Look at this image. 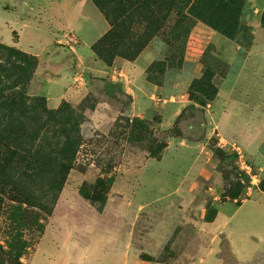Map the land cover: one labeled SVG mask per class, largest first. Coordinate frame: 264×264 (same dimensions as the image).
<instances>
[{"label": "rangeland", "instance_id": "1", "mask_svg": "<svg viewBox=\"0 0 264 264\" xmlns=\"http://www.w3.org/2000/svg\"><path fill=\"white\" fill-rule=\"evenodd\" d=\"M241 3L231 38L202 19L183 18L184 5L176 2L150 30L141 23L146 13L135 14L133 21L143 24L137 32L147 33L131 40L141 50L122 41L97 53L110 26L91 0H0V90L16 101L15 67L24 66L17 53L35 58L26 96L42 99L35 108L75 117L83 142L59 194L18 181L0 196V264H9L7 244L15 238L27 246L21 264L33 256L41 264L40 251L55 249L56 264H75L77 246L85 243L106 251L126 244L135 264H264V0ZM225 12L209 14L228 24ZM96 29L93 59L119 70L78 69L79 52ZM55 49L63 52L59 62L50 59ZM67 62L87 89L81 96L62 83L58 72ZM35 74L37 92L46 89L52 99V90L65 87L81 100L50 105L29 90ZM158 145L165 148L156 158L149 148ZM20 189L42 209L15 210L10 199L23 202Z\"/></svg>", "mask_w": 264, "mask_h": 264}, {"label": "trees", "instance_id": "2", "mask_svg": "<svg viewBox=\"0 0 264 264\" xmlns=\"http://www.w3.org/2000/svg\"><path fill=\"white\" fill-rule=\"evenodd\" d=\"M99 11L108 21L110 30L98 42L94 48L97 53H103L105 44L127 41L135 49L141 50L143 45L137 41L144 40L147 33L140 34L137 28L146 25L147 30L155 28L163 20L161 17L165 9L176 7V2L184 5V13L191 17L202 19L208 25L216 28L222 35L231 38L237 29L239 10L242 7L241 0H91ZM219 10L229 14L228 24H221L211 18L210 12ZM146 13L145 21L139 24L133 21L135 14ZM132 25L136 27V33L132 32ZM139 25V26H137ZM130 36V37H129ZM131 38V39H130ZM22 59V65L15 67L18 75L19 92L14 95L6 94L5 90H0V196L7 195V188L17 186L18 181L40 182L47 187V191H56L58 194L63 188L65 175L74 167L80 148L83 145L82 136L79 133L80 122L75 117L72 120L63 119L64 111L57 113L50 112L45 107L35 108L34 102H42V99H28L25 94L29 80L31 79L37 62L33 57H26L17 53ZM129 57L131 54H124ZM10 71V70H9ZM8 74V70H2ZM77 117V116H76ZM78 118V117H77ZM136 126V125H134ZM133 126V127H134ZM132 127V129H133ZM132 132H134L132 130ZM165 145H158L149 148V153L156 158L161 156V150ZM24 170V172L22 171ZM46 191V192H47ZM264 192V190H263ZM24 191L20 189L18 194L23 202L10 199L11 202L18 204L15 210L21 211L23 205L29 208L36 207L42 209L40 203L30 205V198H25ZM58 199L55 196L50 208H44L43 212L47 215L52 214L53 208ZM1 204L4 202L0 199ZM242 202H240V205ZM25 210L26 214H29ZM28 216V215H27ZM215 216L207 218V222H212ZM28 217H24L23 226L28 225ZM18 229L15 228L16 232ZM16 243L7 244V257L9 264H21L19 260L26 249V244L14 239Z\"/></svg>", "mask_w": 264, "mask_h": 264}, {"label": "crops", "instance_id": "3", "mask_svg": "<svg viewBox=\"0 0 264 264\" xmlns=\"http://www.w3.org/2000/svg\"><path fill=\"white\" fill-rule=\"evenodd\" d=\"M261 30L262 29H259V31L257 33V36L260 35V31ZM90 32H92V31L90 30ZM100 35L101 34L99 33L98 29H96V33L94 35L95 36L94 39L91 40L90 42H86V43L84 42L85 44L83 46V50H82V52H79V55H78V58H79L78 69L79 70H96L99 73H101L104 70H119L118 66L106 67V66L102 65L100 62H98V61L93 59V54H92V52L90 50V47H91V45L93 43H95L99 39ZM257 36L255 35V44H254L253 48H256V46H257ZM48 45H50V42H49ZM31 52L35 53L36 55L42 53V51H41V53H38L39 51L38 52L31 51ZM62 53L60 51H58L57 49H55V54L50 59L52 61H54V62H59V61L62 60L61 59L63 57ZM55 57H57V58H55ZM70 61H72V60H70ZM69 66H70V64H69V62H67L66 66L62 67L61 71L58 72V73H61V75L64 76V78H62L63 79L62 83L67 85L66 88H70V91L72 93H75V94L76 93H80V96H81L87 89H86L85 85L83 87L79 85V84H83L81 82H78L76 84L75 81L78 78L77 76H78L79 73H75V71H69V70H72V69H68ZM40 68H41V66L37 70H40ZM80 77H81V79H83L82 75H80ZM36 83H37V77H36V74H35L33 80L30 83V86H29L30 92L33 95H36V96H44V95H46L48 103L50 105H57L58 102L60 101V99H62V98L67 99V100L71 101L72 103H77V102H79V100H81L80 96L77 97V98H74V97L70 96V94L67 95V90L65 89V87H63V89H61V90L58 87L55 88L56 91L52 90L51 91L52 99H51L47 95L48 91L46 89L37 92ZM57 85H59V84H57ZM47 89H49V88H47ZM57 95L61 96V98H59L57 100H54L52 102V100L55 99ZM74 99H76V100L74 101ZM250 202H251L250 200L246 201L242 205H245L246 203H250ZM56 209H58V205H57ZM218 219H219V216L215 220V223L218 221ZM61 229H63V228H60L59 231ZM46 230H47V228L44 230V233L42 234V237L45 234ZM42 237H41V240H42ZM226 239H227V241L229 243L230 251H232V249H234V248L232 247V244L230 243V241H232V239L230 238V235H228V237ZM260 240L262 242H264V238H262L261 235H260ZM39 244H40V242L37 245V248H36L37 250L36 251H38L39 248H40ZM123 246H124V249L119 248V247H114V248H111V247L108 248L107 247L108 249L106 251V249H103L102 246L100 244H98V243H95V244L85 243L83 245H78L77 249H76V251H77V255H76L77 256V261L75 262V264H135L133 257H128V255H127L126 244H124ZM53 248H54V246H53ZM55 251H58V249H55V250H52V251L46 250L45 253H43V250L40 251V253L42 254L41 264H56ZM102 251L104 252L103 254H101ZM98 252H100V254ZM245 259H243V261H246ZM30 264H36V262L34 261V256H33L32 260H31Z\"/></svg>", "mask_w": 264, "mask_h": 264}]
</instances>
